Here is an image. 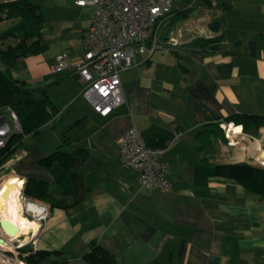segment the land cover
Masks as SVG:
<instances>
[{
  "label": "crops",
  "instance_id": "obj_1",
  "mask_svg": "<svg viewBox=\"0 0 264 264\" xmlns=\"http://www.w3.org/2000/svg\"><path fill=\"white\" fill-rule=\"evenodd\" d=\"M56 1L76 14L55 37L47 39L43 26L46 49L19 61L11 74L30 89L45 91L58 114L36 135L23 137L0 164V181H5L0 196L12 181L20 192L17 178L56 188L38 162L61 147L84 150L78 169L87 190L66 209L22 192L27 201L47 205L49 216L38 231L17 229L15 238L33 250L60 251L67 264H89L82 257L91 243L107 250L115 264H264V200L235 180L196 174L203 156L217 164H252L253 153L264 158V148L259 149L264 127L245 133L240 125L222 123L234 114L264 115V0H175L171 11L178 18L163 25L160 37L179 36L180 45L150 57L137 54L120 75L124 101L107 117L81 96L78 75L52 71L61 52L69 63L82 58V38L92 17L91 7ZM17 21L0 22V46L14 43L1 34ZM212 21H218V33L210 32ZM220 35L212 43H196ZM208 123H219L224 141L199 152L196 134ZM130 128L149 142L159 132L172 135L159 158L171 183L168 191L141 189L137 172L118 159L116 140ZM8 256L12 262L0 259V264H25Z\"/></svg>",
  "mask_w": 264,
  "mask_h": 264
},
{
  "label": "built area",
  "instance_id": "obj_2",
  "mask_svg": "<svg viewBox=\"0 0 264 264\" xmlns=\"http://www.w3.org/2000/svg\"><path fill=\"white\" fill-rule=\"evenodd\" d=\"M174 1L74 0L79 7L92 8L91 22L82 38L83 56L79 61L69 63L66 53L61 52L55 57L52 71L60 73L69 70L78 75L81 79V96L100 117L109 116L124 101L120 75L133 65L134 57L137 54L150 57L156 50H176L180 45L179 36H169L166 40L160 37ZM12 134H22V130L16 113L10 107H5L0 112V151L6 147ZM116 146L120 162L137 172L141 189H170L166 166L159 161L164 148L147 146L144 137L135 128L124 132L116 140ZM262 148L264 146L260 144L259 149ZM249 159L253 165L264 167V161L259 160L257 154L253 153ZM17 180L21 183L19 199L22 214L40 227V223L49 216V207L27 201L21 194L24 180ZM4 182L0 181V193ZM31 206L35 210H31ZM30 233L28 236L32 240L35 234ZM0 239L8 243H0V259L12 262L8 256L12 254L15 260H20V249L27 242L22 244L19 242L22 238L8 237L1 227Z\"/></svg>",
  "mask_w": 264,
  "mask_h": 264
},
{
  "label": "trees",
  "instance_id": "obj_3",
  "mask_svg": "<svg viewBox=\"0 0 264 264\" xmlns=\"http://www.w3.org/2000/svg\"><path fill=\"white\" fill-rule=\"evenodd\" d=\"M177 18L174 11H171L166 22L174 23ZM7 19H18V21L1 34V37L14 39V43L0 46V61L5 66L4 69H0V109L10 107L16 113L22 134L10 136L6 147L0 151V164L16 152L23 137L36 135L58 114L45 91L36 92L28 88L27 83L15 79L11 74V69L16 67L19 61L46 49V45L41 43L45 19L40 6L29 0L0 3V22ZM221 37L220 35L206 40H196V43L206 45ZM38 93L39 96L36 95ZM14 97L18 98L17 104L13 102ZM230 122L242 126V131L245 133L258 131L259 128L264 127V115L234 114L226 117L222 123ZM154 136L152 137L156 139L154 142L144 138L147 146L162 148L172 138L171 134L165 132H159ZM196 137L200 142L199 152L211 149L218 139L224 141L219 123L201 126ZM83 151L66 152L58 148L42 158L38 164L50 172L56 188L51 189L46 182L29 179L24 183L23 195L46 202L51 208L66 209L78 204L87 190L78 169L80 153ZM196 174L205 178L216 176L235 180L258 199L264 200V168L262 167L247 162L210 163L203 156L196 167ZM18 257L25 264H67L60 251L33 250L30 243L20 249ZM82 258L89 264H115L109 252L95 243L89 245L88 251Z\"/></svg>",
  "mask_w": 264,
  "mask_h": 264
},
{
  "label": "bare ground",
  "instance_id": "obj_4",
  "mask_svg": "<svg viewBox=\"0 0 264 264\" xmlns=\"http://www.w3.org/2000/svg\"><path fill=\"white\" fill-rule=\"evenodd\" d=\"M258 159L264 161V158ZM22 208L19 200V189L15 181H12L0 196V219L6 223L5 233L12 239H18L15 238L18 234L17 229H20L21 232H27L29 229L36 231L38 228L36 222L29 221L22 215ZM30 209L35 210L34 206H31ZM0 243L8 244L4 240Z\"/></svg>",
  "mask_w": 264,
  "mask_h": 264
},
{
  "label": "rangeland",
  "instance_id": "obj_5",
  "mask_svg": "<svg viewBox=\"0 0 264 264\" xmlns=\"http://www.w3.org/2000/svg\"><path fill=\"white\" fill-rule=\"evenodd\" d=\"M56 3H57L56 0H40L39 4H38L40 6L41 12H42L43 17L45 19L44 28L47 32H49L46 36L47 39L50 37H55V35L58 34L57 32L59 30L62 31L63 30L62 27L65 26V23L70 20V18L72 17V14L73 15L76 14L75 9L71 10V13H72L71 14V13H69L68 9H66L65 7H63L61 5L57 6ZM163 29H164V26L162 27V30ZM161 50L162 49L156 50V54H157V52H161ZM44 128L48 129V128H52V127L51 126H45ZM73 134H75V133L74 132L70 133L71 138L74 136ZM254 136L259 137L258 134H254ZM63 147H64L63 149L66 148V146H63ZM61 149H62V147H61ZM13 261H15V257H14Z\"/></svg>",
  "mask_w": 264,
  "mask_h": 264
},
{
  "label": "water",
  "instance_id": "obj_6",
  "mask_svg": "<svg viewBox=\"0 0 264 264\" xmlns=\"http://www.w3.org/2000/svg\"><path fill=\"white\" fill-rule=\"evenodd\" d=\"M208 28L210 30V32L212 33H218L220 30V26L218 25V21H212L208 23ZM14 104L18 103V98L14 97L13 99ZM0 227L3 229V231L6 232V223H4V221L2 219H0ZM0 241H2V239H0Z\"/></svg>",
  "mask_w": 264,
  "mask_h": 264
}]
</instances>
